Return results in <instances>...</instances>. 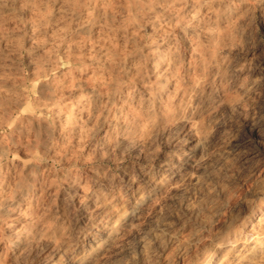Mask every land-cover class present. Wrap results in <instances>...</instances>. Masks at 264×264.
Segmentation results:
<instances>
[{
	"label": "rangeland",
	"instance_id": "rangeland-1",
	"mask_svg": "<svg viewBox=\"0 0 264 264\" xmlns=\"http://www.w3.org/2000/svg\"><path fill=\"white\" fill-rule=\"evenodd\" d=\"M0 264H264V0H0Z\"/></svg>",
	"mask_w": 264,
	"mask_h": 264
}]
</instances>
